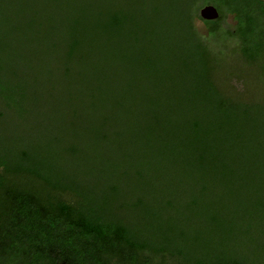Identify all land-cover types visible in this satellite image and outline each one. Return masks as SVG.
<instances>
[{"label":"trees","instance_id":"obj_1","mask_svg":"<svg viewBox=\"0 0 264 264\" xmlns=\"http://www.w3.org/2000/svg\"><path fill=\"white\" fill-rule=\"evenodd\" d=\"M0 125V264H264V0H0Z\"/></svg>","mask_w":264,"mask_h":264},{"label":"rangeland","instance_id":"obj_2","mask_svg":"<svg viewBox=\"0 0 264 264\" xmlns=\"http://www.w3.org/2000/svg\"><path fill=\"white\" fill-rule=\"evenodd\" d=\"M199 12V11H198ZM199 16V15H198ZM227 22L228 23H231V20H230V18L227 20ZM195 25H196V27L198 28V30H200V31H204V25H203V23H202V21H200V20H197L196 21V23H195ZM15 48V50H17L18 52L20 51L21 52V54H23L24 55V52H23V50H22V48L23 47H14ZM30 47H28V49H29ZM37 48V50H35L34 51V56H33V52H32V50H28V53H29V55H30V58L29 59H26V60H29L30 62L29 63H27V65L28 64H30V66H27L28 67V69H30V71H32L33 70V67H34V65H36V62H37V64L39 63V62H42V61H44V59L46 60V59H48V55L46 54H43L42 53V49L40 48V47H36ZM89 49L88 48H86V47H84L83 48V51H88ZM24 51H26V50H24ZM98 52V51H97ZM97 52H96V54H97ZM45 55V56H44ZM93 55H95L94 54V49H91V53L89 54V56H90V58H91V60H92V56ZM42 59V60H41ZM90 60V61H91ZM85 62H87L86 60H84ZM22 63V62H21ZM24 69H26V67L25 68H21L20 69V71H22V70H24ZM19 71V72H20ZM29 71V72H30ZM26 72V71H25ZM28 76H30L29 75V73L27 74ZM249 76L250 77H248V78H246V82H247V86L249 87V88H251V87H254V83H255V81H256V79H257V75H252V74H250L249 73ZM27 78V77H26ZM0 127H3L2 125H0ZM2 132V131H1ZM50 134H55V131L54 130H52L51 131V133ZM49 134V135H50ZM90 178V177H89ZM88 178V179H89Z\"/></svg>","mask_w":264,"mask_h":264},{"label":"water","instance_id":"obj_3","mask_svg":"<svg viewBox=\"0 0 264 264\" xmlns=\"http://www.w3.org/2000/svg\"><path fill=\"white\" fill-rule=\"evenodd\" d=\"M198 15L202 20L212 21L217 19L218 11L213 5H205L199 9Z\"/></svg>","mask_w":264,"mask_h":264}]
</instances>
